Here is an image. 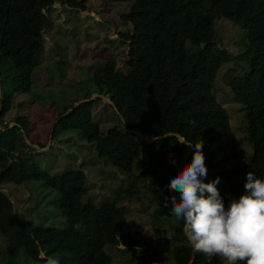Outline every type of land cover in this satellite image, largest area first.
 I'll use <instances>...</instances> for the list:
<instances>
[{"label":"trees","instance_id":"obj_1","mask_svg":"<svg viewBox=\"0 0 264 264\" xmlns=\"http://www.w3.org/2000/svg\"><path fill=\"white\" fill-rule=\"evenodd\" d=\"M55 1L86 9L84 0H0V162L6 160L0 171V234L7 240L2 264H39L48 256L60 264H110L105 245L117 244L118 230L126 223L114 201L97 205L90 196L84 200L87 188L81 168L50 173L29 152L15 155L2 147L17 141V127L29 128L27 116L12 118L11 126L2 117L12 105V92L31 88L44 48L43 30L51 21L48 9ZM119 18L129 23L118 32L120 41L127 44L123 66L114 57L100 60L91 76L90 92L76 99L94 91L107 95L123 125L101 130L91 114L94 99L100 98L96 96L74 106V102L63 105L60 115L73 107L57 118L52 136L57 126L76 129L82 138L94 142L98 157L122 172L132 170L140 151L141 175L155 204L151 215L167 222V229L174 232V263L187 264L192 258L191 264H222L220 257L209 260L194 252L182 224L170 216V201L166 206L165 197L173 194L168 185L177 172L161 173L158 165L168 153L178 164L191 162L192 151L178 143L177 134L190 143H203L205 162L213 165L211 138L225 136L231 129L229 113L214 91L216 75L221 64L240 59L244 71L231 77L229 87L232 98L242 103L252 153L245 161L210 170L201 179L209 183L219 178L217 188L226 208L232 198L245 193L247 173L264 179V0H131ZM220 18L245 29L246 45L240 52L233 53L214 40L215 22ZM9 66L15 79L12 89L7 87ZM130 129L167 134L146 142ZM18 143L25 145V140ZM29 179H41L58 191L63 226L35 224L16 214L1 187ZM123 241L144 251L147 264L159 263L160 250L152 241L131 235Z\"/></svg>","mask_w":264,"mask_h":264},{"label":"rangeland","instance_id":"obj_2","mask_svg":"<svg viewBox=\"0 0 264 264\" xmlns=\"http://www.w3.org/2000/svg\"><path fill=\"white\" fill-rule=\"evenodd\" d=\"M84 2L86 9L59 1H55L48 9L51 21L43 30L44 48L33 70L31 88L28 91H13L12 105L2 117L12 125V118L27 116L29 128L21 131L17 127L14 131L17 141L11 145L4 143L2 147L13 151L15 155L24 153L23 150L29 152L39 166L50 173L81 168L85 172L87 188L83 199L90 196L97 205L114 201L117 209L125 215L126 223L118 230L117 244L105 245L111 256L110 264H147L144 251L137 246L124 244L125 235L152 241L160 250L158 264H175L176 241L164 234L169 231L167 222L151 215L155 204L141 175L140 151L133 161L132 170L122 172L98 157L94 142L82 138L76 129L57 126L52 136L54 123L63 105L75 103L78 101L76 98L90 92L94 85L91 76L99 61L114 57L118 66L122 67L126 59L127 44L120 41L118 32L129 27V23L120 20L119 14L128 11L131 0ZM215 24L213 38L219 46L227 47L233 53L244 48V28L225 18L217 19ZM242 64L240 59L223 63L216 75L214 91L217 100L229 113L231 129L225 136L211 138L212 154L209 161L213 165L205 162L208 171L237 165L252 153V140L247 135L242 103L232 98L229 87L231 77L244 71ZM7 68V87L12 89L15 79L12 68ZM97 96L100 98L94 96L91 114L101 130L106 131L114 124L122 126L121 116L109 100ZM20 139L25 140V145H19ZM12 158L15 159V156ZM172 159L176 160L170 153L166 154L158 165L161 173L179 172L183 168L182 164H172ZM5 166L6 160L1 161L0 171ZM1 190L13 201L14 210L20 217L35 224L64 225L65 217L61 215L57 200L58 191L41 179L8 182ZM6 244L7 240L0 234V264L6 259ZM220 259L224 264L223 259Z\"/></svg>","mask_w":264,"mask_h":264},{"label":"clouds","instance_id":"obj_3","mask_svg":"<svg viewBox=\"0 0 264 264\" xmlns=\"http://www.w3.org/2000/svg\"><path fill=\"white\" fill-rule=\"evenodd\" d=\"M178 143L192 151V160L172 176L168 188L173 194L165 197V204L170 201L169 214L182 224L193 251L209 260L220 257L224 264H264V179L254 172L247 173L245 193L239 199L232 198L226 208L217 188L219 178L209 183L201 179L208 173L203 143ZM170 162L176 163L174 159ZM164 234L170 240L174 236L171 230ZM44 264L60 262L48 256Z\"/></svg>","mask_w":264,"mask_h":264},{"label":"water","instance_id":"obj_4","mask_svg":"<svg viewBox=\"0 0 264 264\" xmlns=\"http://www.w3.org/2000/svg\"><path fill=\"white\" fill-rule=\"evenodd\" d=\"M94 93H95L94 96H96V95H100V96H102V97L107 98V99L109 100V102L112 103V100H111L108 96L104 95L103 93L92 92L91 95H90L89 97L79 99L78 101H76V102L73 104V106L76 105V104H78L79 102H82V101H89V100H91V99L94 97V96H93ZM73 106L69 107V108H68L63 114H66L67 111L71 110ZM63 114H61V115H63ZM61 115H60V116H61ZM130 130L136 132V133H137L142 139H144L146 142H151V141H153V140H155V139H157V138H160V137H162V136H164V135L167 134V133H165V134H158V135H148V134H145V133H143L142 131H140V130H138V129H130ZM177 136H178V138H179L180 140H186V139H185L182 135H180V134H177ZM188 142H189V141H188ZM34 145L39 147V145H38L37 143H34ZM191 262H192V258L187 262V264H191Z\"/></svg>","mask_w":264,"mask_h":264},{"label":"crops","instance_id":"obj_5","mask_svg":"<svg viewBox=\"0 0 264 264\" xmlns=\"http://www.w3.org/2000/svg\"><path fill=\"white\" fill-rule=\"evenodd\" d=\"M51 145V144H50ZM50 147V146H49Z\"/></svg>","mask_w":264,"mask_h":264}]
</instances>
